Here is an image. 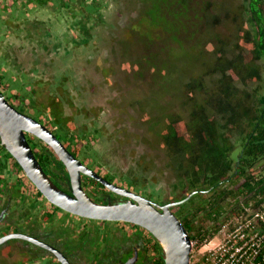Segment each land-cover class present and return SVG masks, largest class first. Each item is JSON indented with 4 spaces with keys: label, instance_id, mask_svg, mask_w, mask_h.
<instances>
[{
    "label": "rangeland",
    "instance_id": "obj_1",
    "mask_svg": "<svg viewBox=\"0 0 264 264\" xmlns=\"http://www.w3.org/2000/svg\"><path fill=\"white\" fill-rule=\"evenodd\" d=\"M107 1L109 2L107 6L93 19L96 28L92 40L86 47L81 46L77 49L76 45L64 41L66 36L60 32L61 25L57 23L63 20V17H65L63 22L71 20L69 12L60 15L58 8L50 5L40 11L37 9L31 16L29 12L36 7L35 0H0V68L3 67V63L8 68L0 69L1 72L5 71L2 81L8 86L5 96L8 99L19 96L29 108L39 112L37 119L42 122H54L58 118L60 121L63 113L75 117L78 127L79 124L92 123L96 120L94 125L98 124V129L108 140L101 143V149L106 150L108 143H115L124 149L122 154L116 156L117 160L108 157L110 165L120 171H124L128 164L133 166L135 177L152 181L153 184L156 182L154 186L161 187V193L165 195L168 190L165 180L173 184L176 175L166 167L168 158L163 155L160 140L168 127L167 114L186 112L182 110L183 108L177 107L178 103L172 100L170 94H164L179 93V82L172 81L176 71L180 77L194 70L207 69L202 63L207 61L209 51L216 43L211 40L204 49L200 48L199 44L203 42L204 29L201 26L203 14L199 13L200 11L196 12L197 9L193 11L190 3L183 4L179 0L154 1L155 6L150 12L149 20L145 16L140 19L142 7L138 0ZM194 1L198 5L206 2ZM222 1L224 3L231 1L233 6H239V0ZM77 20L81 21L83 17H78ZM139 20L140 24L136 25ZM134 24L132 28L134 33H129ZM106 25L109 27L106 28ZM217 32L228 34L230 30L218 28ZM126 35L130 41L125 52L128 53L131 46L129 51L132 57L125 55L123 60L117 56H110L107 58L111 60L107 63L100 60L103 54L111 55L112 47L120 42L122 44H118L115 49L119 54L123 45L122 40ZM242 40L240 37L241 42ZM122 52L125 53L123 50ZM128 58L134 62H130ZM137 58L150 68L141 71L142 67L135 61ZM104 69L106 76L101 72ZM172 71L175 72L171 75ZM64 74L67 77L70 75L66 84L61 80ZM152 83L167 86L157 89L151 105L163 109L162 98L171 105L167 108L168 112L159 114V123L154 126V130L146 126V120L153 115L154 110L145 107L149 103H145L144 100L152 91L150 88ZM119 88L123 89L122 93L118 92ZM141 102L143 105L140 107L138 103ZM89 111L90 121L86 122L84 117ZM131 116L134 121L131 119L132 122H129ZM62 118L64 122L70 119ZM68 125L69 123L66 124ZM81 132L89 134L92 129ZM125 135L132 137L122 139ZM123 155L127 156L128 161H123ZM144 158L157 159V163L153 164V161L146 163ZM176 214L182 220L183 217L178 211ZM67 216L71 220L74 218L71 215ZM83 222L85 220L82 218L74 221L75 224ZM205 225L207 226V223ZM217 242L215 238L212 243ZM199 250L198 247L192 249V264H196L201 258L200 253L204 250L198 253ZM44 262L43 264H59L53 259Z\"/></svg>",
    "mask_w": 264,
    "mask_h": 264
},
{
    "label": "trees",
    "instance_id": "obj_2",
    "mask_svg": "<svg viewBox=\"0 0 264 264\" xmlns=\"http://www.w3.org/2000/svg\"><path fill=\"white\" fill-rule=\"evenodd\" d=\"M35 1L45 7L53 4L61 11V7H70L69 1L74 0ZM154 1L157 0H141L144 10H141L140 19L145 16L150 20ZM179 1L190 3L193 11L197 9L196 12L203 14L200 48L204 49L211 40L216 43L207 61L202 63L207 69L194 70L180 77L176 71L172 81L179 82V93L166 92L164 95L170 94L186 114L181 111L167 114L168 127L160 140L163 155L168 158L166 167L176 175L172 185L180 191L196 192L185 204L190 208L184 211L181 221L199 249L205 241L215 238L222 221L235 215H248L249 211L264 205V0H239V6L222 0H205L200 5L194 0ZM94 3L85 5V12L73 15H78L77 19L86 18L85 13L92 21V16L97 14ZM139 24L140 20L136 25ZM134 26L129 33H134ZM218 28H229L230 33L221 34ZM129 41L123 43L124 52ZM130 48L124 56L132 57ZM129 61L134 62L133 59ZM135 61L142 67L141 71L150 68L139 58ZM2 75L0 71V87L8 89ZM152 80L155 83V77ZM163 86L167 85L153 84L151 93L144 97L145 103L150 105L145 107L154 110L146 120V126L152 130L159 123V114L168 112L171 106L163 98V109L151 105L157 89ZM15 97L20 102L17 109L21 113L29 109L31 114H27L37 120L39 112L29 108L19 96ZM62 117L63 114L60 121L58 118L48 123L57 137L65 138L68 128ZM2 150L6 151L3 147ZM45 155L41 158L35 154L46 171V163L52 161L48 154ZM8 156L12 157L9 153ZM4 164L0 163V174ZM15 165L23 170L16 161ZM134 177L126 180L127 187L135 188ZM187 196L185 193L182 199ZM158 264L164 262L160 260Z\"/></svg>",
    "mask_w": 264,
    "mask_h": 264
},
{
    "label": "flooded vegetation",
    "instance_id": "obj_3",
    "mask_svg": "<svg viewBox=\"0 0 264 264\" xmlns=\"http://www.w3.org/2000/svg\"><path fill=\"white\" fill-rule=\"evenodd\" d=\"M94 2L92 0L69 1L70 7L62 5V10L59 12L60 15L64 12H69L68 16L71 20L68 19L66 22H63L65 21V17H63V20H59L57 23L61 25V27L58 26L60 32H63V35L66 36L64 37V41L70 45H76L77 49L81 46L86 47L90 43L94 35L93 32L94 28H96V23H94V20L90 21L91 17L85 13L86 18L83 17L81 21L77 20L76 17L78 15L73 14L74 12H85V5L93 3L97 7L95 13H99L109 3L107 0H99V2L95 0ZM138 2L142 7L141 10H144L143 2L142 4L141 0H138ZM35 5L36 7L29 12L31 16L36 13L37 9L40 11V9L50 6V4L46 7ZM64 7L65 9H63ZM95 15L92 16L93 19ZM105 27L107 28L109 25ZM51 32L52 30L49 31L50 34ZM127 40L126 35V38L122 42L124 43L126 41L127 43ZM118 44L121 45L122 43L119 42ZM117 45L112 47L113 53L111 55L108 54L105 56L103 54L102 56L100 54L102 56L100 60H105L104 62L107 63V61L111 60L107 58L110 56H117L124 60V54L122 52L124 46L122 45L120 53L117 54V51L115 52ZM2 68L8 70L4 63ZM3 72L5 71H2V74ZM101 72L104 73V76L107 75L105 69ZM69 76L67 77L65 74L62 76L61 80L63 83H68ZM106 81L107 79L105 77ZM7 92L8 89L3 86L0 87V94L6 100L10 99L8 102L17 109L20 106L19 100L15 96L8 99L5 96ZM118 92L122 93L123 89L119 88ZM119 98L122 99L120 95ZM138 106H142V103H138ZM26 111L24 114H31L29 112L30 110ZM90 115L91 113L89 111L85 115L84 121L89 122ZM64 117L69 116L64 115ZM69 118L64 123L65 125L69 123L67 126L68 133L65 135V138L57 137L54 129L48 122L46 124L44 123L45 121L35 120L47 127L76 159L106 181L142 196L158 206H165L169 203L182 201L184 200L182 198L185 193L188 194L187 198L190 197L191 199L193 194L196 193H189L188 190L186 192L180 191L168 180H165L168 190L165 195H162L161 187L156 188L154 186L156 182L153 184L152 181H147L146 179L139 181L135 177L134 180L137 181L135 188L127 187L125 182L129 177L133 178L135 172L133 171L134 167L128 164L124 171H120L116 170L108 162V157L117 160L116 156L122 154L124 149L115 143H108V147H105L106 150L103 148L102 150L101 143L108 140L98 129V124L97 126L94 125L96 120L92 123L89 122L90 124H79L80 126L78 127L77 122L74 120L75 117ZM131 119L132 116L128 121H134V118L132 121ZM131 127L134 129V126L131 125ZM90 129H92V132L89 134L81 132ZM127 136L128 138L132 137V135H125L122 139H125ZM26 138L34 155L39 154L41 158H44L46 157V153L50 156L52 163H46V171L43 169L48 177L58 188L73 195L70 174L53 149L44 141L31 134L27 133ZM2 147L0 141V163L5 162L3 172L0 174V240L8 235H20L25 236V238L11 239L0 245V264H43L47 259H53L59 262L52 251L38 245L36 242L56 249L70 264H158L160 260L166 264L163 246L147 230L130 223L98 221L79 217L51 204L28 179L25 172L23 170L21 171L15 165L16 160L13 157H9V152L6 149V151L2 150ZM40 151L44 153L41 154ZM123 161H128L126 155H123ZM144 161L146 163L152 161L153 164L157 163V159L144 158ZM136 163L138 162L136 161ZM129 169L131 171H128ZM161 177L163 176L161 175ZM81 178L83 190L96 203L118 204L130 200L112 192L106 186L85 174H82ZM92 180L101 184L102 187L94 184ZM203 192L206 191H201V193ZM187 202L171 208V211L177 217L176 211H178L183 217L184 211L189 208L186 207L185 209L184 207ZM67 215L73 216V220L69 219ZM80 218L84 219L85 222L75 224L74 221ZM178 219L181 221L179 217ZM190 256V264H192V252ZM59 264L61 263L59 262Z\"/></svg>",
    "mask_w": 264,
    "mask_h": 264
},
{
    "label": "water",
    "instance_id": "obj_4",
    "mask_svg": "<svg viewBox=\"0 0 264 264\" xmlns=\"http://www.w3.org/2000/svg\"><path fill=\"white\" fill-rule=\"evenodd\" d=\"M27 133L48 144L64 163L70 174L73 195L58 188L44 172L27 141ZM0 141L21 166L28 179L51 204L79 217L139 226L150 232L163 246L166 264H190L192 239L183 223L171 211V208L184 204L190 197L158 206L142 196L106 181L76 159L47 127L18 111L1 94ZM82 174L130 200L118 204L94 202L82 188ZM15 238L25 236L8 235L0 240V245ZM36 243L52 251L61 264H70L56 249Z\"/></svg>",
    "mask_w": 264,
    "mask_h": 264
},
{
    "label": "built area",
    "instance_id": "obj_5",
    "mask_svg": "<svg viewBox=\"0 0 264 264\" xmlns=\"http://www.w3.org/2000/svg\"><path fill=\"white\" fill-rule=\"evenodd\" d=\"M215 238L205 241L196 264H264V205L222 221Z\"/></svg>",
    "mask_w": 264,
    "mask_h": 264
}]
</instances>
